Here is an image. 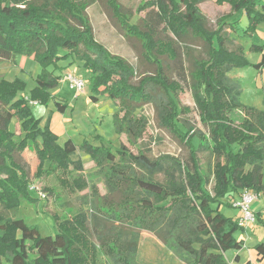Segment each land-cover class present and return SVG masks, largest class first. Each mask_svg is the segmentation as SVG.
I'll use <instances>...</instances> for the list:
<instances>
[{
    "label": "trees",
    "instance_id": "obj_1",
    "mask_svg": "<svg viewBox=\"0 0 264 264\" xmlns=\"http://www.w3.org/2000/svg\"><path fill=\"white\" fill-rule=\"evenodd\" d=\"M99 1L126 38L139 41L141 58L155 68L138 83L130 63L95 41L85 12L88 0H0V63L27 57L44 67L37 87L21 99L18 93L24 91L25 83L18 79L10 83L0 74V105L6 107L0 112V205L16 210L21 198L33 201L28 173L16 158L25 150L36 155L37 178L55 174L67 185L62 176L83 169L82 162L73 161L58 144L49 125L39 126L29 107L50 100L49 91L62 79L45 68H58L61 61L69 62L66 68L81 62L89 74L93 101L103 96L118 103L113 116L117 135L126 136L130 143L140 140L147 122L138 111L153 104L161 125L185 144L189 157L185 161L173 156L153 160L142 153L136 156L125 146L115 154L84 142L80 150L90 155L110 194L119 196L110 209L98 206L110 224L118 223V230L102 231L97 224L90 229L88 217L80 213L63 221L56 216L57 233L43 237L36 226L0 215V264H98L100 255L112 264H139L142 231L156 236L183 264H229L226 251L243 248L235 233L246 230L238 220L224 216L222 206L232 207L236 195L244 190L264 195V110L243 105L239 87L228 76L231 70L245 66L247 58L242 51L228 49L222 28H208L200 9L203 0H146L142 7L148 11L146 17L135 23L118 0ZM216 3L228 4L234 13L247 17L244 35H252L264 23V5L256 0ZM22 4L25 9L17 8ZM191 39L204 44L207 57L193 59V68L186 73L180 64V49L184 45V54H189L185 44ZM253 49L263 51L264 46ZM175 66L181 67L178 78L172 76ZM256 67L264 68V55ZM182 83L188 84L206 131L195 130L181 119L191 113L178 102ZM57 107L66 112V105ZM14 118L25 133L20 140L10 131ZM199 152H209L215 160L212 194L206 191ZM159 175L163 181L157 180ZM73 187L83 190L85 185L75 179ZM256 217L264 225L260 215ZM254 249L258 260L264 261V243Z\"/></svg>",
    "mask_w": 264,
    "mask_h": 264
},
{
    "label": "rangeland",
    "instance_id": "obj_2",
    "mask_svg": "<svg viewBox=\"0 0 264 264\" xmlns=\"http://www.w3.org/2000/svg\"><path fill=\"white\" fill-rule=\"evenodd\" d=\"M31 1V0H27ZM79 2L82 0H72ZM259 6L264 5V0H256ZM86 16L93 29L95 41L104 46L113 56L121 57L130 63L136 71L135 83L140 78L154 72L155 68L146 63L140 56V43L135 39H128L116 25L110 21V14L106 12L99 0H88ZM121 10L125 15L132 16V23L144 19L147 10L142 9L146 0H118ZM17 8L25 9L26 5H18ZM141 9V11H139ZM202 14L208 20L210 30L223 29V34L227 40V47L230 51H242L248 63L229 72L230 80L236 84L241 91V102L248 107L264 110V68L257 69L261 62L264 50H254L253 46H264V23L259 25L252 35H244V30L248 25V19L243 13H234L228 4L219 6L216 0H203L200 4ZM189 47V54L185 55L184 45L181 44V66L189 73L193 68V59L206 58L205 46L199 40L191 39L185 44ZM69 63V62H68ZM67 62H59L61 69L53 65L45 68L54 77L63 79L66 73L73 72L76 76L85 81V90L76 93L70 89L69 84L59 82V85L50 90L51 98L45 104L28 103L33 117L39 121L41 128L47 127L58 136V144L70 153L73 161H81L82 171H73L71 174L62 176L67 181L63 185L59 177L53 175H43L40 178L35 176L38 160L36 155L25 150L16 156L17 161L23 165L28 173L29 196L30 199H22L21 206L16 210H6L0 205V215L11 219H22L30 226H36L41 236H55L57 233V221H63L77 214H86L89 219V227L93 229L97 226L105 231L106 229L118 230V223L110 224L109 219L98 212V206H115L119 201L117 194H110L105 180L98 175L94 162L89 154L81 151L84 142H88L94 147L111 149L117 154L122 146L128 152L139 155L146 154L149 158L156 160L162 156H173L182 161L189 157V149L171 131L163 127L158 119L156 108L153 104L143 105L138 113L146 118L145 130L140 140L130 143L126 136H119L116 133L113 116L118 109V103L114 100L98 96L97 102L93 101L89 74L82 67L81 62L74 61L67 68ZM179 66L172 70V76L178 78ZM44 71V67L32 58L19 57L14 62H1L0 74L6 81L12 83L17 79L25 83V89L18 93V98L29 97L37 87V78ZM184 89L180 93L178 102L180 107H188L190 114L182 115L181 119L195 128V130L206 131L199 121V114L192 98L190 88L187 83H182ZM57 104L66 105L65 113L58 110ZM6 110L2 104L0 112ZM238 114H236V117ZM182 128V127H181ZM10 131L20 140L25 136L21 123L14 118ZM185 131V130H184ZM198 146V139L195 140ZM199 164L201 171L207 180L206 191L212 194L214 185L212 168L214 158L209 152H199ZM75 179L81 180L85 185L83 190L73 187ZM157 180L163 181V175L157 176ZM37 188L45 197L38 195L34 189ZM238 198L236 195L235 199ZM110 209V208H109ZM255 214H259L264 221V195L259 194V199L252 205ZM221 212L224 216L233 220H238L240 211L236 208L223 205ZM100 215H99V214ZM99 218V220H95ZM137 231V230H136ZM139 244L137 260L139 264H183L175 253L168 251L162 242L152 233L139 232ZM235 238L243 242L241 250L230 249L226 251V258L229 264H264L259 261L255 246L264 243V225L257 222L256 229L237 231ZM92 241L98 245L97 239L93 236ZM236 256L240 257L236 261ZM98 264H112L103 255H100Z\"/></svg>",
    "mask_w": 264,
    "mask_h": 264
},
{
    "label": "built area",
    "instance_id": "obj_3",
    "mask_svg": "<svg viewBox=\"0 0 264 264\" xmlns=\"http://www.w3.org/2000/svg\"><path fill=\"white\" fill-rule=\"evenodd\" d=\"M62 81L69 84L70 89L76 93L83 92L85 90V81L82 78L76 76L73 72L66 73ZM34 189L38 192L37 188ZM38 195L45 197V195L41 192H38ZM258 199L259 194L252 190H244L241 192L239 197L233 201V207L240 211L238 223L245 230L256 229L257 217L252 210V205Z\"/></svg>",
    "mask_w": 264,
    "mask_h": 264
},
{
    "label": "crops",
    "instance_id": "obj_4",
    "mask_svg": "<svg viewBox=\"0 0 264 264\" xmlns=\"http://www.w3.org/2000/svg\"><path fill=\"white\" fill-rule=\"evenodd\" d=\"M239 197V196H238Z\"/></svg>",
    "mask_w": 264,
    "mask_h": 264
}]
</instances>
